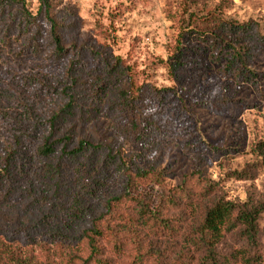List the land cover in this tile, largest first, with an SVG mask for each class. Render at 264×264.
I'll use <instances>...</instances> for the list:
<instances>
[{"label": "trees", "instance_id": "16d2710c", "mask_svg": "<svg viewBox=\"0 0 264 264\" xmlns=\"http://www.w3.org/2000/svg\"><path fill=\"white\" fill-rule=\"evenodd\" d=\"M36 1L33 13L23 0H0V42L7 49L18 44L17 57L23 54L58 64L67 58L64 43L77 29L75 10L64 0ZM230 5L231 0H221L205 14H190L186 29L222 56L228 75L254 84L257 76L249 65L264 48V35L252 21L238 23L222 17ZM90 55L96 75L85 90L74 91L72 74L80 77L84 72L79 60L70 61V84L66 70L65 82L51 89L56 111L40 133L38 128L31 132L39 143L33 172L29 175L17 166L20 185L16 186L15 156L1 160L0 211L16 213L17 218L0 229V264H262L259 238H264V226L260 228L264 202L221 197L200 165L179 186L164 187L165 174L155 165L140 166L143 154L155 155L158 150L156 125L143 119L144 130L137 132L134 121L142 117V94L151 93L159 100L162 92L132 85L127 68L106 48ZM98 84L101 93H92L91 87ZM109 93L114 97L109 107L116 111L113 118L131 128L141 143L138 154L103 146L97 138L76 136L78 125L84 126L90 117L91 108H85L89 105L84 102L99 101ZM251 151L257 162L233 172L234 180L247 181L253 171L264 168V137ZM149 187L161 191L156 204L145 193ZM14 191L20 197L19 207L10 200ZM13 225L17 226L10 229ZM39 233L60 252L43 247L45 255L35 256L31 247ZM226 238L240 246L220 255L218 245ZM18 239L30 250L21 248Z\"/></svg>", "mask_w": 264, "mask_h": 264}, {"label": "rangeland", "instance_id": "374dc122", "mask_svg": "<svg viewBox=\"0 0 264 264\" xmlns=\"http://www.w3.org/2000/svg\"><path fill=\"white\" fill-rule=\"evenodd\" d=\"M23 1L34 13L37 1ZM64 1L74 8L77 24L64 43L65 61L55 64L23 54L17 57L18 44L7 49L0 42V171L1 160L13 153L16 186L20 185L15 177L17 166L29 175L33 172L37 166L33 158L35 147L39 143L37 135L31 132L38 128L36 132L40 133L56 111L57 100L51 89L65 82L66 70L67 86L70 84V61L79 60L83 62L84 72L80 77L72 74L76 78L74 91L85 90L96 75L92 73L95 63L90 52L104 47L127 68L132 85L162 92L159 100L146 92L142 94L143 101H139L142 117H137L138 121L134 119L136 130L143 132V119L152 120L158 143L155 161L151 162L155 155L143 154L140 166L155 165L165 174L164 187L174 188L200 165L205 179L217 185L221 197L264 202V168L253 171L247 181L231 177L233 172L257 162L251 148L264 137V48L249 65L256 73L255 83L245 84L228 75L222 56L217 57L216 51L186 29L190 14H205L221 0ZM222 17L238 23L252 21L264 35V0H231ZM99 87L100 84L93 85L91 92L101 93ZM123 87L127 90L126 84ZM113 99L112 93L99 101L87 99L84 104L89 105L85 108H91L89 121L84 126L78 125L81 128L76 136L97 138L103 146L138 154L141 143L131 128L113 118L116 111L109 108ZM35 124L42 125L35 127ZM145 193L154 204L161 196V191L152 187ZM10 200L19 207L17 191L11 193ZM16 216L0 211V229L16 223ZM263 226L260 222V228ZM18 240L25 249L22 240ZM259 242L264 264V238L260 236ZM51 246L39 233L31 249L38 257L45 255L43 247L51 248L55 254L60 252ZM239 246V242L226 238L218 245L217 252L223 255ZM25 250L29 251L30 247Z\"/></svg>", "mask_w": 264, "mask_h": 264}]
</instances>
